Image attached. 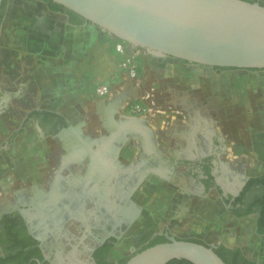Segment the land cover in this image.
<instances>
[{"label": "rangeland", "instance_id": "obj_1", "mask_svg": "<svg viewBox=\"0 0 264 264\" xmlns=\"http://www.w3.org/2000/svg\"><path fill=\"white\" fill-rule=\"evenodd\" d=\"M25 1L28 0L6 1L0 28L9 11L15 10L20 2L24 3ZM88 28L90 29L82 28L81 41L76 43V50L68 52L69 55L66 54L63 48V39L58 34L51 32L48 63L42 64L41 58L36 59L33 67L29 66L28 70L31 69L33 72V87L31 90L33 106H49L65 111V113L68 111L69 113L66 114L71 120L72 126H74L72 129H81L84 131L85 136H88L87 138L99 141L93 132L95 128L104 127L106 129L105 134L110 129L105 122L106 113H108L106 109L108 110L109 107L106 104L102 105L105 102L91 98L92 89L98 81H106L117 92L125 81L118 58L113 57L114 52L111 48V42L115 36L94 24H89ZM168 65L164 68L155 62H149L148 57L144 56L141 60L139 85L135 89L126 88L124 91L122 89L121 93H118L112 99L113 102L123 103L129 94H134L135 98L137 97L136 99L143 100L147 105H154L170 111L169 102H171L170 98L172 96L176 93L189 96L199 108L207 106L212 117L219 118L222 121L220 115H225L227 129L241 143V148L236 151V155L240 157L235 158L232 155L234 160L228 161L229 163L226 161L224 164H230L235 168L238 167L239 160H241L240 166L247 173H263L264 163L258 162L256 156L248 151L250 133L264 128V87L261 86L264 85V79L261 78V75L247 73L240 74L241 76L235 78V81L231 80L229 82L226 79L229 83V90L224 91L222 88L225 84H222L221 80H217L215 72L204 65H198V67L191 69L182 68L176 62H170ZM42 67H44V75L41 74ZM225 83L227 82L225 81ZM244 86H249L251 108L249 105H243V102L234 103L233 90L239 87L244 89ZM152 91L155 95L150 99H144V95ZM153 99L155 104L152 102ZM223 99L227 101L226 106L222 102ZM176 108L178 107H174V109ZM121 113L128 114L127 112ZM163 118L165 117L162 114L144 120L130 118L141 124L137 127L139 130L133 128L135 132L131 133L128 130H122V136L119 135L128 141L123 145L131 144L128 148H123V151H125L124 155L120 156L121 165L129 168V166H133L131 164L133 161L137 163L138 159L135 158V151L140 145L139 138H141V135L139 131L142 130L148 135L157 133L158 124ZM179 127L186 129V126L170 128V131L165 132L163 135L169 136L170 133L175 135L176 131L180 132ZM15 139H17V142H14V144L19 149L21 157L1 164H6L5 166L13 169L17 167L22 170L31 168L30 173L36 170L45 178H49L50 174L54 175L55 168L59 167L60 169V163L63 160L60 153L61 137L60 140L55 137H44L37 123L28 122ZM173 142L169 141V144ZM68 149L69 153L72 152L71 148ZM80 150L77 149L76 151ZM45 151L48 152L45 155L46 157L43 158ZM73 151L75 152V150ZM10 153L11 148L3 156L9 159ZM47 165L49 169H47ZM84 167V164L81 165L79 162L78 164L67 163L65 171L67 173L74 172L76 176L82 172V176L85 177L87 171ZM32 168H34L33 171ZM179 171H182V168L177 166L174 173ZM166 173L169 175L168 170L163 174ZM163 177L159 174L151 175L148 181L141 183L140 189L136 191V199L144 208L142 216L120 238L118 244L111 251V258L115 259L119 256L125 258L134 254L145 245L150 244V240L165 234L166 230H169L170 234L181 238H199L209 244H223L219 239L214 241L213 238L206 235V230L210 228L211 232L229 230L235 233L239 236L238 241L242 246V248H239L248 256L250 255L249 257L253 258L257 264H264V237H260L256 231H253L251 235L243 232L245 224H241L239 219L228 211L224 206V202L221 201L220 196L214 190L204 194L202 198V196H199L202 193H200V190L198 191L197 186L191 184L189 176L187 181L186 178H183L184 180H181L177 186L169 185V183L175 182L172 176ZM55 180V178H50L49 182L45 180L43 184L34 187L31 179L12 180L9 179L8 172L0 171V211L9 208L12 204H18L19 197L22 194L35 199L34 196L41 195L40 193L44 192L48 186H51L49 194H55V191L52 190L53 187H56L55 190L58 192L59 184H61V181ZM73 181L76 182L75 177ZM76 226L77 223L70 224L67 227L74 231ZM77 258V264H89L85 259Z\"/></svg>", "mask_w": 264, "mask_h": 264}, {"label": "flooded vegetation", "instance_id": "obj_2", "mask_svg": "<svg viewBox=\"0 0 264 264\" xmlns=\"http://www.w3.org/2000/svg\"><path fill=\"white\" fill-rule=\"evenodd\" d=\"M170 62H176L178 66L186 69L204 65L170 56L169 61L165 63L166 67ZM204 66L215 72L216 79L225 84L222 88L224 91L229 90L227 80L235 81V78L241 76L240 74H264V69ZM261 86L264 87L263 84ZM233 96L234 103L243 102V105H249L251 108L249 86L233 90ZM111 100H106L102 104L109 107L108 110L106 109L108 113L105 122L110 129L105 134L104 127L95 128L93 132L99 141L87 138L88 136L86 137L81 129H72L74 126L63 111H55L62 115L63 119L45 114L30 118L28 122L37 123L44 137L57 139L61 137L60 153L63 160L60 163V170L63 171L64 176L61 178L58 192L55 190L56 187H53L55 194H49L51 186H48L40 193L41 195H35V199L22 194L18 204H12L9 208L1 210L0 231L10 228L24 235L33 236L39 241V247L49 264H77V257L85 259L89 264H97L100 257L106 256L108 245L112 244L114 248L125 232L142 216L144 208L136 199V191L140 189L142 182L148 181L149 176L159 174L161 177L164 176L163 178L172 176L175 182L169 185L174 186L184 180L183 178L187 181L189 176L191 184L197 186L198 191L202 193L199 195L202 198L204 194L214 190L233 216L239 219L252 215L258 233L260 210L264 208V200L260 199L264 194V179L256 182L252 179L264 175V172L247 173L240 166L241 160L235 168L230 164H224L226 161L234 160L232 155L239 158L236 151L241 148V143L227 129L225 115H220L222 122L219 118L210 115L207 106L206 110L204 107L199 108L191 97L176 93L170 98L171 110L162 114L167 119H161L157 133L148 135L142 130L139 131L141 138H139L140 151L137 163L133 161L131 163L133 166L125 168L114 161V165L105 164V169L98 170L97 163L102 166L105 163L96 158L97 153L102 151L92 153L91 148L100 150L108 147V150L116 154L114 146L126 149L131 145H123L127 139L124 140L119 136H122L123 128L127 127L131 119L121 113L124 112L123 103L117 104ZM222 102L226 106V99ZM174 107L178 108L174 109ZM22 125L6 142H0V152L5 144L12 142L19 132H22L20 131ZM139 126L135 124L134 128L139 130L137 128ZM178 126H186V129L179 127V133L176 131L175 135L173 133L169 136L163 135L169 132L170 128L174 129ZM109 138L112 141L110 148L107 146ZM169 141L174 142L169 144ZM248 147V151L256 156L257 161L264 163V128L250 133ZM68 148H71L72 152L69 153ZM75 149L82 151L76 153L73 151ZM81 158H85L84 169L87 171L85 177L74 182V172H71L70 179L66 181L67 163L78 164ZM177 166L182 168V171L174 173ZM166 170L169 171V175L163 174ZM75 223H77L76 230L67 227ZM167 233L171 232L166 230L165 234ZM260 235L264 236V234ZM211 245L216 247L219 244ZM111 251L112 249L107 253L108 258H111Z\"/></svg>", "mask_w": 264, "mask_h": 264}, {"label": "water", "instance_id": "obj_3", "mask_svg": "<svg viewBox=\"0 0 264 264\" xmlns=\"http://www.w3.org/2000/svg\"><path fill=\"white\" fill-rule=\"evenodd\" d=\"M53 1L155 55L204 65L264 69V5L259 1ZM133 125L128 122L123 130L130 132ZM110 139L107 146L112 144ZM114 150L117 154L119 148L114 146ZM103 169L105 166L98 165V170ZM167 237L168 241L144 248L125 264H167L174 259H187L194 264H227L214 245L169 233Z\"/></svg>", "mask_w": 264, "mask_h": 264}, {"label": "crops", "instance_id": "obj_4", "mask_svg": "<svg viewBox=\"0 0 264 264\" xmlns=\"http://www.w3.org/2000/svg\"><path fill=\"white\" fill-rule=\"evenodd\" d=\"M89 24L84 23L82 25H76L71 23L69 17L66 14L52 11L48 4L43 0H28L19 4L15 10L9 11L4 23L0 28V142H6L12 134L22 125L23 121L27 118L30 111L34 109H47L52 111L61 110L49 106L38 107L33 106L31 99V90L33 87L32 70H28L29 66L33 67L36 59L41 58L42 64H46L50 58V38L51 32L58 34L63 39L64 50L66 54L70 51L76 50V43L81 41L80 34L82 28L86 30ZM78 45V44H77ZM70 53H68L69 55ZM41 74L44 75V67H42ZM261 78H264V74H261ZM129 89H135L132 82L127 83ZM30 91V92H28ZM30 97V99H28ZM5 102V103H4ZM65 113V111H63ZM69 113L68 111L66 112ZM65 115L67 116V114ZM68 117V116H67ZM144 120L142 118H137ZM134 122L133 120H131ZM130 121V122H131ZM134 124H138L134 122ZM134 128V125H133ZM133 128L131 132H135ZM82 134V132H81ZM18 135L16 136V138ZM14 141L5 144L3 147V153H0V171L9 173V179L12 180H26L31 179L32 185L37 187L43 184L45 180L48 182L50 178H55L58 182L64 176L63 171L59 167L55 168V176L50 174L49 178H45L39 174L38 171L30 173L31 168L22 170L21 168H12L5 166L6 161H12L20 158V151L16 148ZM128 141L126 140L125 143ZM124 143V144H125ZM121 147V146H120ZM11 148V153L8 158L3 156L4 153ZM110 148V147H109ZM123 149V147H121ZM115 154L111 150H101V153H97L96 158L98 161H103L104 166L114 165L113 162H121L120 156L124 155V151L121 150ZM128 148V147H127ZM100 149V147L98 148ZM75 149V152L78 153ZM140 148L135 151V158L138 157ZM97 148H91L90 152L94 153ZM46 152V151H45ZM48 152V151H47ZM43 154L45 158L46 154ZM45 160V159H43ZM81 165L84 164L85 158L80 159ZM83 163V164H82ZM102 166L101 164L97 163ZM106 164V165H105ZM36 168V167H35ZM81 168V166H80ZM34 168H32L33 171ZM47 169L49 166L47 165ZM77 173V172H75ZM76 181H79L82 176V172L74 175ZM66 181L70 179L69 172L65 176ZM55 180V181H56ZM241 224H245L243 232L253 234L256 231L254 226V218L252 215L243 216L239 218ZM205 231V230H203ZM206 235L213 238L214 241L218 239L224 245L230 248H238L242 246L239 244V236L235 233L225 230V232L212 231L210 228L206 230ZM257 233V231H256ZM258 234V233H257ZM260 237H264L258 234ZM246 248L252 252L248 246ZM112 256V255H111ZM250 256V255H249ZM121 259V257L115 258V260Z\"/></svg>", "mask_w": 264, "mask_h": 264}, {"label": "trees", "instance_id": "obj_5", "mask_svg": "<svg viewBox=\"0 0 264 264\" xmlns=\"http://www.w3.org/2000/svg\"><path fill=\"white\" fill-rule=\"evenodd\" d=\"M6 1L3 0L2 5L0 7V23L4 17V9L6 6ZM45 1L49 8L52 11L66 14L69 17L71 23L76 25H82L84 23L92 24L90 21H87L85 18L77 14L76 12L69 10L64 5L59 4L53 0H43ZM250 1H259L262 5H264V0H250ZM219 68H222L218 66ZM256 69V68H255ZM40 114L45 115H55L63 119V116L58 112L47 110V109H34L29 112L26 120L24 121L20 131L24 129L28 121L31 117H35ZM264 157V156H263ZM264 179V175L253 177V181H261ZM263 196V197H262ZM260 197V199L264 200V194ZM238 200H240L238 198ZM264 202V201H263ZM264 205V204H263ZM253 209V208H252ZM253 211V210H252ZM261 216L259 217V227L258 233L264 234V208L260 210ZM181 238V237H179ZM188 240L206 243L204 240L199 238H185ZM168 241V237L166 234L160 235L155 238L150 244L142 247L135 253L143 250L144 248L154 245L159 242ZM0 264H49V262L45 259L42 250L39 247V241L36 240L30 234H22L21 232L15 229H4L0 231ZM113 245L109 244L106 248V256L100 257L98 259L97 264H125L128 259L134 255H130L125 258H121L115 260L113 258H108L107 253L110 252ZM216 252L226 261L227 264H257V262L249 257H247L241 248H230L224 244H219L215 247ZM167 264H194L187 259H174Z\"/></svg>", "mask_w": 264, "mask_h": 264}, {"label": "built area", "instance_id": "obj_6", "mask_svg": "<svg viewBox=\"0 0 264 264\" xmlns=\"http://www.w3.org/2000/svg\"><path fill=\"white\" fill-rule=\"evenodd\" d=\"M111 48L114 52L113 57L118 58V63L121 71L123 72V78L125 82L121 86V89L115 92L112 89L110 83L106 81H98L90 94L91 98L96 101L105 102L106 100H111L118 93H121L122 89V91H124L126 88H128V82H132L133 86L136 88L139 85L141 60L144 56L148 57L149 62H155L162 67H165V63H167L170 59V56L164 57L152 54L145 48L133 45L130 41L117 36H115L112 40ZM166 58H168V60ZM153 91L144 95V99L152 98L155 95ZM136 98L134 94H129L122 104V110L124 113H128L125 115L129 118H152L159 114H164V112L167 111L164 108H158L154 105H147L145 102H143V100L139 101ZM152 102L155 104L154 99Z\"/></svg>", "mask_w": 264, "mask_h": 264}, {"label": "bare ground", "instance_id": "obj_7", "mask_svg": "<svg viewBox=\"0 0 264 264\" xmlns=\"http://www.w3.org/2000/svg\"><path fill=\"white\" fill-rule=\"evenodd\" d=\"M5 103V102H4Z\"/></svg>", "mask_w": 264, "mask_h": 264}]
</instances>
